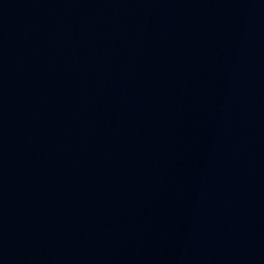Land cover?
<instances>
[{
    "label": "water",
    "instance_id": "1",
    "mask_svg": "<svg viewBox=\"0 0 264 264\" xmlns=\"http://www.w3.org/2000/svg\"><path fill=\"white\" fill-rule=\"evenodd\" d=\"M0 264H264V0H0Z\"/></svg>",
    "mask_w": 264,
    "mask_h": 264
}]
</instances>
